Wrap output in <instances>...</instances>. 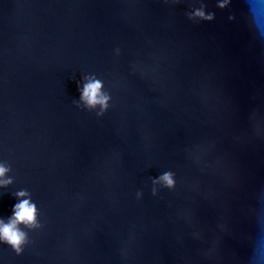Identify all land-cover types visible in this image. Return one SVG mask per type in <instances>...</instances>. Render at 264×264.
Masks as SVG:
<instances>
[{
    "label": "water",
    "instance_id": "obj_1",
    "mask_svg": "<svg viewBox=\"0 0 264 264\" xmlns=\"http://www.w3.org/2000/svg\"><path fill=\"white\" fill-rule=\"evenodd\" d=\"M0 162V264H264V0H0Z\"/></svg>",
    "mask_w": 264,
    "mask_h": 264
},
{
    "label": "clouds",
    "instance_id": "obj_2",
    "mask_svg": "<svg viewBox=\"0 0 264 264\" xmlns=\"http://www.w3.org/2000/svg\"><path fill=\"white\" fill-rule=\"evenodd\" d=\"M197 15H203L198 12ZM210 18V17H209ZM82 80H87L83 83L81 88V81L77 82V89L80 91V99L86 103L87 106H93L97 103L106 107L105 101L108 97L100 92L102 82L98 79L84 77ZM10 171V167L0 162V189H5L12 183L11 178H5V174ZM162 179L168 185L173 181L169 178V174H165ZM3 193H0L2 195ZM15 202L11 208V215L9 217H0V243L11 246L16 252L21 250V245L25 242L26 233L18 227L24 225L26 227H38L37 207L35 201L31 200V195L27 189H20L13 193ZM7 220V222H5Z\"/></svg>",
    "mask_w": 264,
    "mask_h": 264
}]
</instances>
